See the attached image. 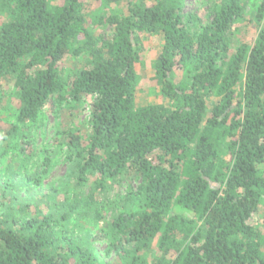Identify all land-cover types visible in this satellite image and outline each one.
I'll return each instance as SVG.
<instances>
[{"label": "trees", "instance_id": "1", "mask_svg": "<svg viewBox=\"0 0 264 264\" xmlns=\"http://www.w3.org/2000/svg\"><path fill=\"white\" fill-rule=\"evenodd\" d=\"M97 1L104 11L89 0H0V86L14 82L15 132L50 103L96 98L90 134L67 133L63 199L0 192V264H106L71 227L80 215L102 223L114 204L96 190L127 175L139 186L100 232L121 264H264V2L213 0L205 23L184 11L186 0ZM248 5L256 40L233 49L230 32ZM90 22L111 37H96ZM146 35L162 40L151 80L166 103L137 107ZM81 55L88 66L63 75L60 63ZM51 165L49 156L46 173ZM29 202L45 208L32 216Z\"/></svg>", "mask_w": 264, "mask_h": 264}, {"label": "rangeland", "instance_id": "2", "mask_svg": "<svg viewBox=\"0 0 264 264\" xmlns=\"http://www.w3.org/2000/svg\"><path fill=\"white\" fill-rule=\"evenodd\" d=\"M51 1L53 4L59 2V0ZM89 2L91 10L104 11V5L100 1L89 0ZM212 2L213 0H186L184 11L197 14L206 23ZM259 2H264V0H259ZM111 8L116 9L115 6ZM120 8L126 11V4L122 3ZM251 12L252 8L248 5L245 10V21L236 23L230 32L233 49L242 43L252 45L256 40V25L249 21ZM2 22L3 19L0 17V25ZM89 27L96 37L110 38L112 35V30L109 28L95 26L91 22ZM143 42L144 48L141 61L136 65L139 79L136 94L137 107L166 103L160 96L155 83L151 80L154 75L153 64L160 53L162 40L159 36L146 35L143 37ZM87 66V55L68 56L60 63V70L63 75H68L74 70L86 68ZM176 75L178 78L181 76L180 73H176ZM95 99V97L89 96L83 97L79 102L50 103L45 108L39 122L28 126V128L21 126L15 132L14 126L17 123L19 101L15 95L13 80L8 78L2 81L0 86V192L2 193L5 190L8 199L19 195L28 200L36 196L37 192L44 195H57L60 196V199H63L65 196L64 191L72 186L69 165L66 163L64 155L67 133L74 132L82 136L90 134L88 121ZM27 140L31 142L30 145L27 144ZM49 156L52 157V165L46 173L43 164ZM29 176L43 177L41 186L35 185L33 181L24 183V180H28ZM94 180L95 178H92L91 182H94ZM139 183L140 180L134 175L104 180L103 191L96 190L95 196L98 200H104L106 203L114 204V206H108L106 210L102 211V223L95 224L94 215H89L87 218H82L80 215L74 218L77 225H72L71 230H75L78 237H91L98 258L106 264H121V260L114 254L108 255L109 243L106 239L101 238L102 234L100 232L111 219L117 217L124 209L127 204L125 199L129 196L128 192L131 189L136 190ZM30 187L32 188L29 192ZM82 192L84 196L90 194L91 183L82 189ZM1 195L0 198H2ZM44 202H29L32 216L37 215V208L41 210L45 208ZM178 212L188 218L193 217L190 212L181 208L178 209ZM262 219L263 210L257 217L256 223L262 222ZM155 248L156 242L152 245V250L154 251ZM145 255L147 258L151 256L149 252Z\"/></svg>", "mask_w": 264, "mask_h": 264}]
</instances>
